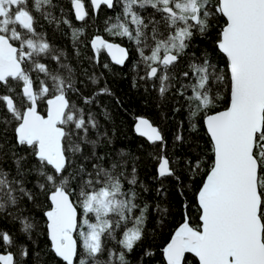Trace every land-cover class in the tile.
Wrapping results in <instances>:
<instances>
[{"label":"snow or ice","instance_id":"snow-or-ice-1","mask_svg":"<svg viewBox=\"0 0 264 264\" xmlns=\"http://www.w3.org/2000/svg\"><path fill=\"white\" fill-rule=\"evenodd\" d=\"M158 253L264 264V0H0V264Z\"/></svg>","mask_w":264,"mask_h":264},{"label":"trees","instance_id":"trees-1","mask_svg":"<svg viewBox=\"0 0 264 264\" xmlns=\"http://www.w3.org/2000/svg\"><path fill=\"white\" fill-rule=\"evenodd\" d=\"M76 24L77 26H79V22H76ZM91 32H92V29H89V34H91ZM116 42H119V41L117 40ZM56 43L62 46L67 45L69 50H71L70 38H67V37L57 38ZM101 57L103 60L110 61V58L108 57L106 52H102ZM85 67H87V65H85ZM115 67L119 69L120 66H115ZM110 84L113 87V89L117 92V94L120 96H123L125 93H128L129 95H134L135 90L130 91L129 80L127 79L116 78L115 80H112L110 78ZM102 101L104 105L108 107L110 111L113 112L115 124H116V127L120 130L121 136H124V135L128 136L127 140L121 139V141H119L118 146H123L125 144H128L129 146H131V144L134 143L136 139H138L135 136V133L132 131V125L134 124V116L136 114L146 115L153 120H155L156 118L155 108L145 107L142 104H138L135 100L131 102L128 111L115 108L114 103L109 101L107 98H102ZM101 121L103 123L102 118H101ZM171 199H172V206H171L172 215L169 216L166 222V226L162 230H159L156 234L155 243L156 245H159L160 247H162L163 244L167 242V240L170 238L171 234L174 232L175 228L177 227V225L179 224L181 220L180 197L178 195H173ZM151 227H153V225L149 224V228ZM156 261H157V264H164V261L160 258L159 253L157 255ZM193 264H198V262L193 261Z\"/></svg>","mask_w":264,"mask_h":264},{"label":"water","instance_id":"water-1","mask_svg":"<svg viewBox=\"0 0 264 264\" xmlns=\"http://www.w3.org/2000/svg\"><path fill=\"white\" fill-rule=\"evenodd\" d=\"M107 54V53H106ZM109 57V56H108ZM110 58V57H109ZM111 59V58H110Z\"/></svg>","mask_w":264,"mask_h":264}]
</instances>
